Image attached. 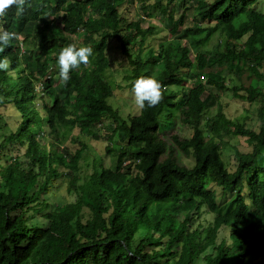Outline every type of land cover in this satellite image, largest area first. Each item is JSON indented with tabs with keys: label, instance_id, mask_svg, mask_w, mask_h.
<instances>
[{
	"label": "trees",
	"instance_id": "trees-1",
	"mask_svg": "<svg viewBox=\"0 0 264 264\" xmlns=\"http://www.w3.org/2000/svg\"><path fill=\"white\" fill-rule=\"evenodd\" d=\"M154 1L144 0L140 12L150 17L151 9L159 7L171 36L159 47H146L155 28H142L143 18L129 21L117 0H25L22 12L13 9L5 18L4 29L18 39L0 52L11 61L8 71H0V108L18 116L14 126H0V153L9 144L27 148L0 164V264H263L260 0ZM204 22L216 28H203ZM247 23L249 30L232 38L224 53L209 57L200 76L210 89L262 103L258 130L230 120L213 91H198L192 50L181 42L187 37L205 44L217 29L239 30ZM248 31L251 35L238 44ZM109 40L120 44L131 66V89L141 76L161 83V101L135 117L123 118L110 103L114 90L104 76L110 67ZM22 44L27 45L24 51ZM68 44L90 46L93 55L65 82L56 57ZM228 64L244 65L250 81L229 88L223 70ZM214 108L216 116L204 121ZM177 118L192 134L173 136V141L194 158L192 167L173 156L164 138ZM109 120L119 123L114 129L118 138L106 148L114 164L95 169L80 184V162L88 146L75 136L71 141L78 149L63 144L59 125L98 137ZM212 135L244 138L251 150L233 147L231 170ZM59 180L69 182L73 196L70 203L54 206L50 199ZM228 194L231 204L224 211L219 199Z\"/></svg>",
	"mask_w": 264,
	"mask_h": 264
},
{
	"label": "rangeland",
	"instance_id": "rangeland-1",
	"mask_svg": "<svg viewBox=\"0 0 264 264\" xmlns=\"http://www.w3.org/2000/svg\"><path fill=\"white\" fill-rule=\"evenodd\" d=\"M81 1V0H80ZM144 0H117L116 4L119 5L121 13L129 21H137L139 18L145 20L142 23V28H155L153 34L148 35L146 39V47L154 46L159 47V43L164 39H171L170 28L168 27L166 21L163 19V15L159 12V7L151 9L152 16L146 17L145 14L140 12L141 3ZM213 1V0H209ZM148 4H154V0H147ZM171 9V8H170ZM258 10L264 13V0H260L258 4ZM181 10L179 13L175 11L177 18L180 17ZM191 19H193L192 10L189 11ZM197 14V11H195ZM203 28H216L215 23L202 24ZM248 23L240 27L239 30H236L232 26H227L217 29L213 32L210 39L205 43L201 44L198 41H190L187 37L181 39L182 44L188 45L192 50V58L196 65L194 72L199 76L197 78L198 82V91L201 93H207L209 90L213 91V95L219 101V104L223 107L225 115L233 121L240 123H247L248 126H251L254 130H258L260 122V109L262 103L256 102L254 104L238 99L234 96L232 91L221 92L215 89H210L206 84L204 77L200 76V72L209 65V57L220 55L226 51V45L229 41L238 38L242 32L248 29ZM0 27L5 28V24L0 23ZM256 27L258 28V33H260V38L264 40V20L261 18L256 19ZM250 31L247 32V35L240 38L238 44L244 43L248 36H250ZM233 38V39H232ZM30 43V42H28ZM24 47L26 48L27 45ZM108 59L110 67L104 73L105 78L108 80L110 85L114 90V95L110 100V103L119 110L123 118L135 117L140 114L141 109L135 104L134 96L132 89L130 88V76L131 66L126 58L121 53L120 44L116 40H109V47L107 50ZM224 76L226 77V84L229 88H234L247 83L250 81L249 72L244 65L235 64V65H224ZM191 85L193 82H189ZM188 85L187 83L185 84ZM41 86L37 85V90L40 91ZM40 94V93H39ZM242 95L245 93L242 92ZM36 101H40V96L37 97ZM15 110L9 109L8 107L0 108V126L4 125L6 122L14 126L17 120V112ZM217 108L212 109L204 116V121L209 118H213L217 114ZM4 118V119H2ZM177 126L175 129L168 131L164 135V138H167L169 146H173L174 157L179 158L184 164L188 167H192L195 164V160L192 156L187 155L184 150L178 148V146L173 141V136H179L181 139L189 138L192 134V131L182 124L180 119L177 118ZM204 123V122H203ZM119 126V123L113 122L111 120L106 121L102 129H99L98 137H92L90 135L81 134L77 130H73L67 126L59 125V128L62 132L63 144H68L72 146L73 149H78L77 144L71 141L72 136L77 137L78 142L87 144L88 151L85 153L84 158L80 162V180L79 183L90 179V176L94 173L95 169H101L102 167H111L114 164L115 157L109 155L106 152L107 146L114 142L118 137L114 133V129ZM48 135V133L46 134ZM116 135V136H115ZM115 136V137H114ZM214 144H221L223 146L222 154L224 161L226 162L229 169L234 170V151L233 147H237L243 152H249L251 148L249 147L246 139L241 137L225 136V135H212ZM50 138H48L49 140ZM3 141L2 132H0V145ZM20 144L8 145L0 153V164L4 166L10 160L11 157L16 155H23L26 151V147ZM69 182L67 180H59L57 185V190L51 196L50 202L55 205L67 204L72 200L73 194L68 192ZM232 195L221 196L219 201L221 203L222 209L225 211L229 208L231 204ZM213 216H208V219H213ZM264 264V261H263Z\"/></svg>",
	"mask_w": 264,
	"mask_h": 264
},
{
	"label": "clouds",
	"instance_id": "clouds-1",
	"mask_svg": "<svg viewBox=\"0 0 264 264\" xmlns=\"http://www.w3.org/2000/svg\"><path fill=\"white\" fill-rule=\"evenodd\" d=\"M25 0H0V23L6 22L5 18L12 13L13 9L18 12L23 11ZM18 39L15 32H10L0 27V52L4 50L13 40ZM22 51L25 50L21 45ZM93 55V48L90 46L77 47L75 44H68L63 47L56 57L58 75L62 81L70 79V72L81 65L89 62L90 56ZM11 61L7 56L0 57V71H8ZM132 93L135 104L144 108L146 105L152 107L157 105L162 99L161 83L154 76L138 77L132 85Z\"/></svg>",
	"mask_w": 264,
	"mask_h": 264
}]
</instances>
